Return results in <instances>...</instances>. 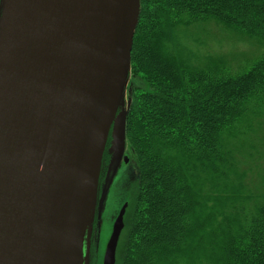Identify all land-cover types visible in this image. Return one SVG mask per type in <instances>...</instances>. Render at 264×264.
<instances>
[{"label": "water", "instance_id": "obj_1", "mask_svg": "<svg viewBox=\"0 0 264 264\" xmlns=\"http://www.w3.org/2000/svg\"><path fill=\"white\" fill-rule=\"evenodd\" d=\"M140 12L141 0H1L0 264H91L127 147ZM127 207L102 264H116Z\"/></svg>", "mask_w": 264, "mask_h": 264}, {"label": "trees", "instance_id": "obj_2", "mask_svg": "<svg viewBox=\"0 0 264 264\" xmlns=\"http://www.w3.org/2000/svg\"><path fill=\"white\" fill-rule=\"evenodd\" d=\"M210 20L264 44V0H141L126 120L138 178L116 264H264V173L251 187L243 168L264 53L247 70L201 63L178 37Z\"/></svg>", "mask_w": 264, "mask_h": 264}, {"label": "rangeland", "instance_id": "obj_3", "mask_svg": "<svg viewBox=\"0 0 264 264\" xmlns=\"http://www.w3.org/2000/svg\"><path fill=\"white\" fill-rule=\"evenodd\" d=\"M183 30L178 37L182 43V46L180 44V48L182 49L185 45V52L197 54L203 64L209 63L212 58H225L231 70H247L264 53V44H260L223 24H218L215 20L197 23ZM250 108L251 111L258 112L251 114L249 111L254 128H261L260 131H256L251 135L252 141H254L253 146L249 150L253 155L252 158L248 159V164L243 167L247 166L246 170H248L245 183L253 187L254 185H259L261 175L264 173V156L259 155L264 152V103L257 100L250 105ZM245 131H247V126L241 129V139ZM249 142L250 140L247 139V143ZM126 187V184L125 187L122 184L116 189H112L110 193L107 207L103 213L100 237H98L97 232L99 241H96L97 254L95 264L103 263L105 247L112 232L113 222L122 202L125 200L129 201V194L124 191ZM116 192L118 194L114 195Z\"/></svg>", "mask_w": 264, "mask_h": 264}, {"label": "flooded vegetation", "instance_id": "obj_4", "mask_svg": "<svg viewBox=\"0 0 264 264\" xmlns=\"http://www.w3.org/2000/svg\"><path fill=\"white\" fill-rule=\"evenodd\" d=\"M0 2H1V0H0ZM129 93H130V91H128V93H127V98H131L129 96ZM110 144H111V137L109 138V142H108L105 154H104V156L106 155V157H105V159L103 158L102 170H101V175H100V193H102L103 187L106 184L109 165L111 163L112 155L108 151ZM125 157H127V161H125ZM137 178H138V170H137L135 161H134V159H132L131 154L128 150V147H126L123 158L119 164V167L117 168L116 173H115L112 181L110 182V186L108 189V195H107V199L105 202V209L107 207V203H108L112 189H116L118 186H120L122 184L125 187V184H126L127 187L124 191H126L128 194H130L132 188L134 187V185L137 181ZM116 194H118V193L116 192L114 195H116ZM123 195H124V193H123ZM125 202H128V201L127 200L123 201L121 204V207ZM95 228H96V223H95Z\"/></svg>", "mask_w": 264, "mask_h": 264}]
</instances>
